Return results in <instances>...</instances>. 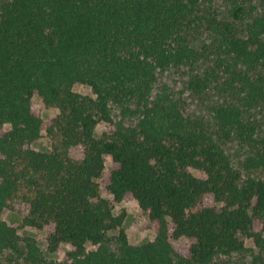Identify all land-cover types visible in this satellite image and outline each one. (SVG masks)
I'll return each mask as SVG.
<instances>
[{"label":"trees","instance_id":"obj_1","mask_svg":"<svg viewBox=\"0 0 264 264\" xmlns=\"http://www.w3.org/2000/svg\"><path fill=\"white\" fill-rule=\"evenodd\" d=\"M171 69L206 115L162 83ZM5 125L0 264H264V0H0ZM44 134L51 150L33 149ZM232 142L258 153L237 165ZM128 199L154 240L129 242ZM6 209L48 231L47 253ZM62 245L64 261L48 256Z\"/></svg>","mask_w":264,"mask_h":264},{"label":"rangeland","instance_id":"obj_2","mask_svg":"<svg viewBox=\"0 0 264 264\" xmlns=\"http://www.w3.org/2000/svg\"><path fill=\"white\" fill-rule=\"evenodd\" d=\"M191 75L187 69L177 71L176 69H171L166 71L162 76V83L168 84L173 90L182 91L185 98L189 102V109L191 112L206 115L207 107L202 105L198 97L188 90V81ZM74 90L82 93L84 95H93L90 87L82 84H77ZM34 109L41 113L44 119L48 120L56 114L58 110L55 108L47 109L42 103L39 95L33 97ZM11 129L10 125H5L0 131L7 132ZM108 130L104 125H99L97 127V135L100 136L103 132ZM33 149L48 152L51 150V142L47 138L46 134L44 137L32 146ZM233 160L237 165H242L245 161L252 155H256L258 150L255 147H250L248 145H242L238 142H232L228 148ZM112 158L110 156L106 157V176L107 178L111 171ZM245 175H252L255 177H261V171L255 170L253 173L250 171H245ZM212 197L208 199V204H212ZM117 213H125L126 219L124 223V229L127 232L129 242L132 245H143L151 240L155 239V231L150 224V220L147 215L143 214L137 201L128 199L124 200L117 208ZM28 210L22 209L18 211L4 210L3 219L6 220L13 227L18 229V232L23 237H33L39 243L44 252L47 253V237L48 231L39 230L24 225V218L27 217ZM176 250L184 254L188 247L187 238H181L173 242ZM248 246H252L250 241H247ZM90 250L94 249L93 246L88 247ZM70 249L68 245H62L59 252L56 254L48 255L50 258L57 259L58 261H64L67 256V251Z\"/></svg>","mask_w":264,"mask_h":264}]
</instances>
